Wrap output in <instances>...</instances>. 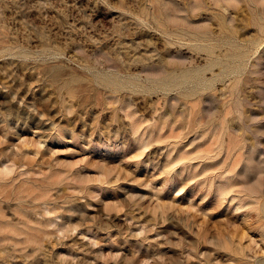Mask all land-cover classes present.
Listing matches in <instances>:
<instances>
[{
    "label": "rangeland",
    "instance_id": "374dc122",
    "mask_svg": "<svg viewBox=\"0 0 264 264\" xmlns=\"http://www.w3.org/2000/svg\"><path fill=\"white\" fill-rule=\"evenodd\" d=\"M0 264H264V0H0Z\"/></svg>",
    "mask_w": 264,
    "mask_h": 264
},
{
    "label": "bare ground",
    "instance_id": "6f19581e",
    "mask_svg": "<svg viewBox=\"0 0 264 264\" xmlns=\"http://www.w3.org/2000/svg\"><path fill=\"white\" fill-rule=\"evenodd\" d=\"M209 35H208V32H203V34H197V33H195L194 34V39H196V40H205L206 39V37H208ZM174 77V76H173ZM186 77H188L187 76V72H183V74H182V78H186ZM6 196V195H5Z\"/></svg>",
    "mask_w": 264,
    "mask_h": 264
}]
</instances>
